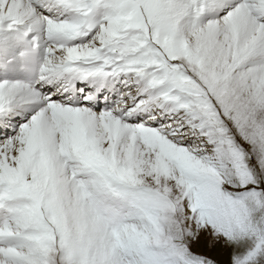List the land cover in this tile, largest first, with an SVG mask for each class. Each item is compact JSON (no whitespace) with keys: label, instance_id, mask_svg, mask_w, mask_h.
<instances>
[{"label":"snow or ice","instance_id":"snow-or-ice-1","mask_svg":"<svg viewBox=\"0 0 264 264\" xmlns=\"http://www.w3.org/2000/svg\"><path fill=\"white\" fill-rule=\"evenodd\" d=\"M0 264H264V0H0Z\"/></svg>","mask_w":264,"mask_h":264},{"label":"bare ground","instance_id":"bare-ground-1","mask_svg":"<svg viewBox=\"0 0 264 264\" xmlns=\"http://www.w3.org/2000/svg\"><path fill=\"white\" fill-rule=\"evenodd\" d=\"M194 250L195 251H201V249L199 247H195V246H194ZM226 258H227L226 255L224 257H222V259H226Z\"/></svg>","mask_w":264,"mask_h":264},{"label":"rangeland","instance_id":"rangeland-1","mask_svg":"<svg viewBox=\"0 0 264 264\" xmlns=\"http://www.w3.org/2000/svg\"><path fill=\"white\" fill-rule=\"evenodd\" d=\"M193 251H195L194 248H193Z\"/></svg>","mask_w":264,"mask_h":264}]
</instances>
